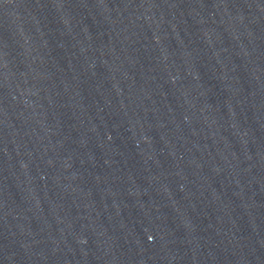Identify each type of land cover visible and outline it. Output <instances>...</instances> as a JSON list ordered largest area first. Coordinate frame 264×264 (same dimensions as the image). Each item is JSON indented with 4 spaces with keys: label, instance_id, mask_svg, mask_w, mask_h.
<instances>
[{
    "label": "water",
    "instance_id": "1",
    "mask_svg": "<svg viewBox=\"0 0 264 264\" xmlns=\"http://www.w3.org/2000/svg\"><path fill=\"white\" fill-rule=\"evenodd\" d=\"M264 88V0H169Z\"/></svg>",
    "mask_w": 264,
    "mask_h": 264
}]
</instances>
